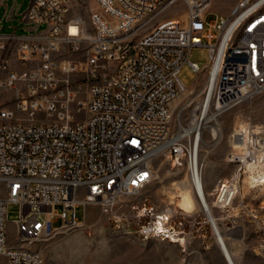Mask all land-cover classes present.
I'll use <instances>...</instances> for the list:
<instances>
[{
  "label": "built area",
  "instance_id": "2783aa9c",
  "mask_svg": "<svg viewBox=\"0 0 264 264\" xmlns=\"http://www.w3.org/2000/svg\"><path fill=\"white\" fill-rule=\"evenodd\" d=\"M73 1L32 0L23 20L37 33L0 35V49L15 52L0 62V264H45L34 246L79 228L80 207L113 210L137 194L157 150L201 179L199 130L175 134L171 124V104L189 88L185 64L214 82L194 114L217 117L264 91V0H239L211 23V0H94L89 25L70 16ZM197 47L210 54L202 68L189 61ZM252 141L256 161L263 141Z\"/></svg>",
  "mask_w": 264,
  "mask_h": 264
},
{
  "label": "rangeland",
  "instance_id": "374dc122",
  "mask_svg": "<svg viewBox=\"0 0 264 264\" xmlns=\"http://www.w3.org/2000/svg\"><path fill=\"white\" fill-rule=\"evenodd\" d=\"M31 1H2L0 35L37 33L28 30L23 20ZM238 1L211 0L207 22L229 16ZM96 8L94 0H74L70 16L81 15L89 25L91 11ZM180 10V6L167 10L156 22ZM5 59H15L12 47L6 51L0 49V62ZM189 61L204 67L210 62L209 50L205 47L194 48ZM179 79L189 88L171 104V124L173 133L185 134L208 82L204 76L198 79L189 64L181 68ZM245 126L248 127L251 141L261 140L263 142L260 144H264V91L211 119L202 129L199 150L201 179L215 224L233 262L264 264V185L248 186L245 163L238 159L241 153L234 150L232 145L239 128ZM212 127L219 130L215 138L211 133ZM259 162L263 164L264 156L256 162L247 163ZM172 163L168 152L157 154L150 164L153 171L151 182L135 195L122 196L113 210H105L94 204L80 207L77 210V217L81 221L79 228L34 246L41 250L45 264H229L212 224L200 205L195 214L187 215L168 204V195L174 185L184 180L189 182L188 177L190 179L189 166L184 159L177 165L173 166ZM223 183L235 186L236 193L229 204L221 206L216 204L217 188L220 185L223 187ZM3 195L0 188V197ZM56 211L61 212L62 207L57 206ZM167 211L171 214L169 222L165 224L166 233L145 234L144 228L154 227ZM19 212L18 204H9L7 233L12 241L16 237L14 223L19 219ZM61 224L62 220H55L54 226Z\"/></svg>",
  "mask_w": 264,
  "mask_h": 264
},
{
  "label": "bare ground",
  "instance_id": "6f19581e",
  "mask_svg": "<svg viewBox=\"0 0 264 264\" xmlns=\"http://www.w3.org/2000/svg\"><path fill=\"white\" fill-rule=\"evenodd\" d=\"M211 4V3H210ZM236 24L232 25L229 29V33H231L232 29L234 28ZM214 74L212 75V77ZM214 82L213 79L208 81L206 87H211L213 88ZM206 110L204 109V112L195 114V117L193 121L190 123V127L185 130V134L188 135L192 131H197L199 130V134L197 136V142H201L202 138L200 135V130L206 126L207 123L211 121V119H215L216 116L211 115V117H207L206 115ZM212 136L215 138L219 134V130L217 127H212L211 130ZM252 134V133H251ZM234 150H237L239 153L238 157L239 159L242 160L243 163H245V169L247 172V184L250 187H254L257 185H264V162L263 164L261 162L257 164L253 163H247L249 161H252V159L247 158V155L250 151L251 145H253V141H251L249 132H248V127H241L238 130V134L235 136L234 141L232 142ZM200 147V144H199ZM262 148V149H261ZM260 148L258 152H256L254 155L256 156L254 159L257 161L261 158V156H264V144ZM198 151V149H197ZM162 151L157 150L156 155L160 154ZM262 153V155H261ZM198 157V153H197ZM173 163L172 165H177V162L175 160H172ZM253 161V162H256ZM262 161V160H261ZM189 182L187 180H184L180 184H175L173 189H171L170 194L168 195V204L173 205L176 210L182 211L184 214L187 215H192L195 214L198 211V205H200V209L207 215L209 221L212 224V227L215 231L216 238L218 239L219 245L222 246V252L224 256L226 257L227 261L229 264H235L231 258V255L226 247V244L224 242V239L222 238V235L215 224V220L212 215V211L209 205L208 201V196L205 191V185L202 179H200L197 176V179L195 181V184H193L189 177H188ZM223 187L218 186L217 191H218V197H217V203L221 206L226 205L227 203L229 204L235 193H236V188L235 186H227L226 183H223ZM199 194V197L198 195ZM170 211H167L164 213L161 217L158 219V221L155 223L154 227L151 228L152 230H155V234H163L166 233V227L165 224H167L170 220ZM174 240V239H172ZM182 241V240H181Z\"/></svg>",
  "mask_w": 264,
  "mask_h": 264
},
{
  "label": "crops",
  "instance_id": "0c3cea01",
  "mask_svg": "<svg viewBox=\"0 0 264 264\" xmlns=\"http://www.w3.org/2000/svg\"><path fill=\"white\" fill-rule=\"evenodd\" d=\"M15 6H16V5H15ZM15 6H14V7H15ZM14 7L11 9V12H10L11 14H12V10L14 9ZM26 27H27L28 30H32L30 26H27V25H26Z\"/></svg>",
  "mask_w": 264,
  "mask_h": 264
}]
</instances>
